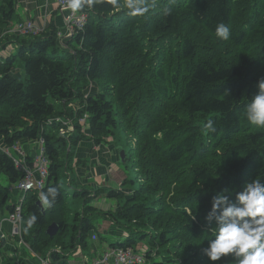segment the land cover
<instances>
[{
  "label": "trees",
  "instance_id": "trees-1",
  "mask_svg": "<svg viewBox=\"0 0 264 264\" xmlns=\"http://www.w3.org/2000/svg\"><path fill=\"white\" fill-rule=\"evenodd\" d=\"M168 3L157 0L143 16L107 3L84 6L77 11L85 23L64 46L53 23L38 35L6 33L0 40L1 50L14 46L0 58V138L5 145L42 139L48 160L42 189L25 194L22 237L53 264H68L64 251L86 250L90 233L99 243L107 240L96 229L99 214L128 233L108 241L110 248L145 241L178 264H234L231 255L211 261L202 252L215 239V222L205 216L217 193L235 202L246 183H264V127L244 115L264 78V0H176L165 15ZM14 9L15 0H0V29L14 20ZM219 23L230 28L229 39L216 36ZM16 60L23 78L12 73ZM208 119L216 130L204 134ZM83 123L93 137L120 127L133 141L124 149V164L137 174L121 183L132 187L128 196L107 192L118 200L113 211L97 213L90 191L73 179V151L86 137ZM0 174L11 184L22 176L2 151ZM71 196L80 198L78 207ZM9 198L0 183V209L13 210ZM51 223L58 228L50 237ZM146 260L163 264L149 253Z\"/></svg>",
  "mask_w": 264,
  "mask_h": 264
},
{
  "label": "clouds",
  "instance_id": "clouds-1",
  "mask_svg": "<svg viewBox=\"0 0 264 264\" xmlns=\"http://www.w3.org/2000/svg\"><path fill=\"white\" fill-rule=\"evenodd\" d=\"M96 3H107L117 9H127L129 15L143 16L150 8L156 7L157 0H123L122 4L120 0H66L67 8L73 12ZM175 3L176 0H169L162 9L163 13L170 15L171 6ZM215 34L227 40L231 35L230 28L219 23ZM257 87L258 92L247 103L244 115L252 125L264 127V78L257 82ZM215 130L211 119L202 125L204 134ZM41 200L45 206L49 205L43 193ZM35 219L33 216L28 220L29 227ZM205 219L210 223L215 222V239H210L208 246L202 249L211 261L231 255L234 264H264V183L259 179L246 183L243 190L236 193L235 202L223 192L214 195L211 198V210Z\"/></svg>",
  "mask_w": 264,
  "mask_h": 264
},
{
  "label": "rangeland",
  "instance_id": "rangeland-1",
  "mask_svg": "<svg viewBox=\"0 0 264 264\" xmlns=\"http://www.w3.org/2000/svg\"><path fill=\"white\" fill-rule=\"evenodd\" d=\"M20 0H15V9L17 10V7L19 6ZM57 11H59L58 5H57V0H55V3ZM40 8V6H38ZM14 9V13L16 17H14V20H18L21 16L20 13L16 12V10ZM60 12V11H59ZM78 12V11H77ZM84 13H80L78 12V16H81ZM49 15L51 16V12H49ZM48 15V18H49ZM23 16H25V13L23 14ZM18 18V19H17ZM46 16L43 18V21H47L45 22V26L49 23V19ZM63 18H65V16L63 15ZM30 18H23L21 19V21H25V20H29ZM14 20L10 21L7 25V28H9L11 26V24L13 22H15ZM41 21V22H43ZM0 29V40L3 37V35L5 34V30L7 29ZM67 33V30L64 29L62 32ZM5 41V40H4ZM63 44V43H62ZM7 47V46H6ZM14 48V47H12ZM7 48H5L4 50H6ZM1 51V49H0ZM6 56V55H5ZM5 56H3V54L0 52V58H4ZM13 72L16 76L23 78V69L21 68V65L19 64V61H14L13 64ZM18 70H21V73L18 74ZM96 85L91 86V91H94L96 89ZM90 91V90H89ZM57 109L60 108L59 103H56ZM78 107V105L76 106ZM82 130L84 132L86 137H84L79 144L74 148L73 151V158L74 160L72 161V176L73 179L76 183V185L78 187L84 188L86 190L90 191V198L93 200L91 202V205L97 210L96 212L99 213V211L103 212V211H113L116 208V205L118 203L117 199L114 198H108L107 197V192L110 190H122L123 192H125L128 196V194L130 193L131 190V186L127 187L122 185V181L124 179H132L135 178L136 176V170L135 168L132 167L131 164H124L120 161L119 158V148L120 149H128L129 150L132 148L131 146L133 145V141L129 140V138L124 134V132L121 130L120 127H117L115 130V133L113 134V132L108 133L106 136H97V137H93L92 135H90L89 130H88V123H84L82 125ZM25 140H22V142ZM69 149V147H68ZM67 149V150H68ZM94 153H98V156L95 157V159L93 160V156L92 154ZM102 158L101 159L99 158ZM106 158L108 159H112L111 161L116 164L114 166L113 169H116V167L118 168V172H116L115 170H113L111 168V165L106 166L104 164V160H106ZM82 159L84 161H79L78 160ZM110 162V161H109ZM102 167H99V166ZM90 166L93 167V169L97 170L95 173H97L98 176H96L94 178V180H96L94 182V186L93 185H88L86 179V175H84L86 172H82L84 171H88L90 172ZM106 171H107V175H106ZM122 174V175H121ZM119 176H122L123 178L120 179ZM116 178L120 179L119 182L115 181ZM109 180V181H107ZM65 184V177L62 180ZM0 183L4 186H7L9 188V196L11 195V186L12 184L7 180V178H5V176L3 174H0ZM67 184V183H66ZM136 186L138 187V182L136 183ZM135 187V186H134ZM80 198L79 197H70V202H75L76 207L79 206V202H80ZM120 202H124V200H121ZM108 203L113 204V207L110 209H107L108 207ZM97 208H96V207ZM103 208H106L107 210H101ZM77 208H75L74 210L72 209V212H76ZM98 223L101 224L104 219L100 214L98 216ZM110 222V221H109ZM113 226L116 228L115 229V233L113 234H108V239L104 241L103 244H107L108 245V241H120L122 239H124L128 233L125 231V229L122 228L121 225H119L116 222L112 223ZM113 227V228H114ZM91 236V233H90ZM89 236V237H90ZM69 243V242H68ZM91 243V240H89V244ZM57 247V246H56ZM93 246L89 245L88 246V250L92 249ZM110 248L109 246H107L108 249ZM75 249V250H74ZM74 249H69L68 251H64L65 256H66V262L68 264H94L95 260L94 258V253L90 252V251H85L83 249H80L78 246ZM103 251V250H102ZM134 251H139V252H146L147 254H151L152 260L154 261H161L163 264H178L177 258L174 259V255L168 252H160L159 254H155L154 251H152L151 247L144 241V242H138L135 245ZM21 251H16L13 252L11 254V256H14L12 261H10L9 264H30V263H34V264H43V261H49L47 258H44V256H41L38 253H34L32 255V257H30L29 259H21ZM84 255H81L83 254ZM79 257V258H77ZM20 260V261H19ZM25 261V262H24ZM53 264V263H52ZM105 264V263H103ZM110 264V262H109ZM145 264H150V263H145Z\"/></svg>",
  "mask_w": 264,
  "mask_h": 264
},
{
  "label": "built area",
  "instance_id": "built-area-1",
  "mask_svg": "<svg viewBox=\"0 0 264 264\" xmlns=\"http://www.w3.org/2000/svg\"><path fill=\"white\" fill-rule=\"evenodd\" d=\"M57 5L61 12H65V26L68 35H71L76 28H80L85 23V15L78 16V12H73L67 8L66 0H57ZM43 31V26L34 23L31 20H25L13 24L9 33H20V34H39ZM59 35V34H58ZM83 121V120H82ZM61 132H63L61 130ZM38 152L31 159L32 167L25 165L24 162L18 161L14 158L15 167L22 172V177L17 181L16 188L20 191V195L13 206V210L8 214L7 221L11 224L10 235L17 236L19 243L24 244L22 241V229H21V218H22V203L24 200L25 193L30 190H41L44 186V182L48 176V161L44 156L42 139L36 141ZM4 152L10 154L14 152L20 158L24 159L26 156L22 147L15 143L11 147L3 148ZM0 226V238L4 236ZM111 260L112 264H142L144 263V257L141 253H136L130 248L128 249H112L106 252L103 256V261ZM45 264H51L45 262Z\"/></svg>",
  "mask_w": 264,
  "mask_h": 264
},
{
  "label": "crops",
  "instance_id": "crops-1",
  "mask_svg": "<svg viewBox=\"0 0 264 264\" xmlns=\"http://www.w3.org/2000/svg\"><path fill=\"white\" fill-rule=\"evenodd\" d=\"M54 3H55V0H20L19 6L17 7L16 12L21 14V16H20L21 19L32 18L35 22L44 23V24L47 21H43L44 20L43 18L45 16L48 18L49 12H51V16L49 15V18H48L49 23H53L57 32H62L65 28L63 13L59 12L60 10L57 11L56 5ZM38 6H40V8ZM24 13H25V16H23ZM41 21H43V22H41ZM67 33L65 31V33H64L65 38L68 36ZM66 41L67 40H63L62 43L64 44V42H66ZM12 47H14V46L11 44H8L7 49L3 50V53L7 52L8 54H10L9 52H11ZM19 73H21V70L20 71L18 70V74ZM23 146H24V149L29 153V154H27L26 162H28L29 167H32L31 159H32L33 155L35 154V152L37 151L36 146L32 142H25V143H23ZM0 147H4V145L2 146L1 138H0ZM92 156H93L92 159L94 160L95 157L98 156V153H94V154H92ZM99 159H101V161H102L101 157ZM111 160L106 158V160H104V164L106 166H108V168L111 165V168L113 169L116 164H114ZM99 167H102V166L100 165ZM90 170H91L90 172L84 171V170L82 172H86L84 175H86L85 180L87 181L88 185L94 186L95 185L94 182L96 181V180H94V178L96 176H98L97 173H95L97 170L93 169L92 166H90ZM113 170L118 172L117 167H116V169H113ZM106 175H107V171H106ZM119 177H120V179L123 178L122 176H119ZM120 179L116 178L115 181L119 182ZM107 181H109V180H107ZM14 195L15 194L13 193L12 198H10V200L8 201V204H10L13 201ZM107 205H108L107 209H110L113 207V204L108 203ZM107 209L103 208L101 210H107ZM7 212L8 211L6 209H4V210L0 209V226L2 227L3 232L5 234H9V230L11 229L9 222L5 219ZM109 221L110 220L106 219L101 224H99L98 221L96 222L97 231L99 233H101L103 236H105L106 238L108 237V234H113L116 232L115 231L116 228L112 224L113 222L112 221L109 222ZM25 223H26V220L24 219L23 225H25ZM98 238L99 237H98L97 233H92L90 236V240H91L90 245L93 246V248L90 250H88V249L85 250V251L88 250L90 252H93L94 257L98 256L102 252V250L104 251L105 248H107V246H108L106 243L103 244L105 240H102L99 243ZM13 252H16L14 242L10 241L9 239H6L3 242H1L0 264H9L10 261H12V259L14 257V256H11V254ZM32 255L33 254L30 252V250L25 247L22 250L21 259H29L30 257H32ZM81 255H84V253ZM77 258H79V257H77ZM79 260H80V258H79ZM30 264H34V263H30Z\"/></svg>",
  "mask_w": 264,
  "mask_h": 264
},
{
  "label": "water",
  "instance_id": "water-1",
  "mask_svg": "<svg viewBox=\"0 0 264 264\" xmlns=\"http://www.w3.org/2000/svg\"><path fill=\"white\" fill-rule=\"evenodd\" d=\"M118 155H119L120 161H121L122 163H124V160H125V151H124L123 148H122V149L119 148V153H118ZM38 204H39V206L42 207V203H41V201H38ZM57 228H58V227H57V225H56L55 223H51V224L47 227V229H46V233L51 237V236H53V235L56 233Z\"/></svg>",
  "mask_w": 264,
  "mask_h": 264
}]
</instances>
